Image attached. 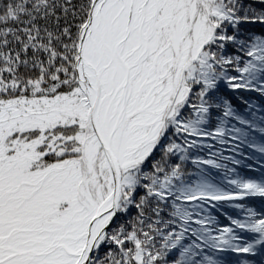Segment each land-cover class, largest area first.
I'll return each instance as SVG.
<instances>
[{"label": "snow or ice", "instance_id": "6c2138e0", "mask_svg": "<svg viewBox=\"0 0 264 264\" xmlns=\"http://www.w3.org/2000/svg\"><path fill=\"white\" fill-rule=\"evenodd\" d=\"M0 264H264V0H0Z\"/></svg>", "mask_w": 264, "mask_h": 264}]
</instances>
